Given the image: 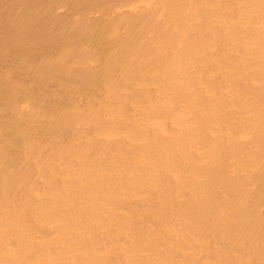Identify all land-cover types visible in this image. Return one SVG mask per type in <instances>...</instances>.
<instances>
[{
	"label": "bare ground",
	"instance_id": "bare-ground-1",
	"mask_svg": "<svg viewBox=\"0 0 264 264\" xmlns=\"http://www.w3.org/2000/svg\"><path fill=\"white\" fill-rule=\"evenodd\" d=\"M0 264H264V0H0Z\"/></svg>",
	"mask_w": 264,
	"mask_h": 264
}]
</instances>
